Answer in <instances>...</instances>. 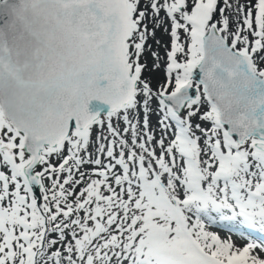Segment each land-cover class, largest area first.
Masks as SVG:
<instances>
[{
  "label": "snow or ice",
  "instance_id": "6c2138e0",
  "mask_svg": "<svg viewBox=\"0 0 264 264\" xmlns=\"http://www.w3.org/2000/svg\"><path fill=\"white\" fill-rule=\"evenodd\" d=\"M140 3L0 0V264H264V0Z\"/></svg>",
  "mask_w": 264,
  "mask_h": 264
},
{
  "label": "rangeland",
  "instance_id": "374dc122",
  "mask_svg": "<svg viewBox=\"0 0 264 264\" xmlns=\"http://www.w3.org/2000/svg\"><path fill=\"white\" fill-rule=\"evenodd\" d=\"M147 0H141L140 3V7L143 9L145 4H146ZM162 2V0H161ZM232 3H235V0H231ZM241 3L244 2V0H240ZM225 14H228V12L226 11ZM160 18L164 19V23L161 25V27L159 28H155V35H149L146 43H145V50L144 53L142 54L141 58H140V63L141 64H146L147 67L144 70V72L142 73V79H148L151 81L152 86L154 88V90L159 86V84L163 83L164 81V77H165V66L167 63V52L170 50V46H171V36H170V29H171V23L170 20L166 17L165 12L162 10L160 12ZM145 23L148 26V30L149 32L153 31L154 28V24L152 21V17H151V10L149 9V19L145 21ZM234 27V25H233ZM165 29H168V31H165ZM251 39V38H250ZM180 40L181 42H185L186 40V34L181 30L180 31ZM155 52L157 53L159 59H155L152 56V53ZM155 63H159L160 67L154 68L153 65ZM156 104H153V108L155 109ZM141 119H142V113H141ZM159 119V113L154 112L151 115V127L153 129H155L157 137L160 134V128L158 126V121ZM120 127H123V123L121 122ZM95 137V132L93 133V138ZM54 163L56 161H53ZM91 165H86L84 169L82 170H90L91 169ZM87 179V177H86ZM47 183V182H46ZM80 187H83V184L77 186V188L79 189ZM42 202V200H41ZM224 229L225 231H227L230 227H222V226H216L213 229H220V228ZM245 235L250 236L252 238L251 235H249L248 232H244ZM55 235V234H53ZM68 239H71V237L69 236ZM254 239V238H252ZM256 240H260L259 238H257Z\"/></svg>",
  "mask_w": 264,
  "mask_h": 264
},
{
  "label": "bare ground",
  "instance_id": "6f19581e",
  "mask_svg": "<svg viewBox=\"0 0 264 264\" xmlns=\"http://www.w3.org/2000/svg\"><path fill=\"white\" fill-rule=\"evenodd\" d=\"M218 226H222V227H225V228L226 227H233L231 225H223V224H218ZM239 227H240L239 225H236L233 228V230L236 231V234L235 235H232L231 238L235 241L236 244L243 245V244L247 243L248 240L246 238H242L241 235H240V232H246L247 231V228H245V227L239 228ZM212 230L219 232V234L222 237H227L229 235V230L225 231L222 228H220V229H212ZM252 231L255 232L254 235H257L258 234V235H261L262 237H264V232H260L259 229H252ZM245 236H247V235H245Z\"/></svg>",
  "mask_w": 264,
  "mask_h": 264
},
{
  "label": "water",
  "instance_id": "95a60500",
  "mask_svg": "<svg viewBox=\"0 0 264 264\" xmlns=\"http://www.w3.org/2000/svg\"><path fill=\"white\" fill-rule=\"evenodd\" d=\"M33 188H34L35 194L38 195V193H39V187L38 186H33Z\"/></svg>",
  "mask_w": 264,
  "mask_h": 264
},
{
  "label": "trees",
  "instance_id": "16d2710c",
  "mask_svg": "<svg viewBox=\"0 0 264 264\" xmlns=\"http://www.w3.org/2000/svg\"><path fill=\"white\" fill-rule=\"evenodd\" d=\"M217 18H218V16H217Z\"/></svg>",
  "mask_w": 264,
  "mask_h": 264
}]
</instances>
